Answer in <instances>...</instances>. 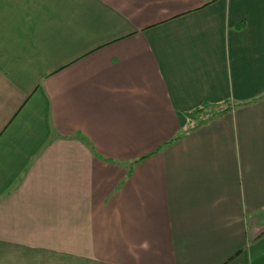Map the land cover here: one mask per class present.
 Wrapping results in <instances>:
<instances>
[{"label": "crops", "instance_id": "0c3cea01", "mask_svg": "<svg viewBox=\"0 0 264 264\" xmlns=\"http://www.w3.org/2000/svg\"><path fill=\"white\" fill-rule=\"evenodd\" d=\"M0 264H264V0H0Z\"/></svg>", "mask_w": 264, "mask_h": 264}, {"label": "trees", "instance_id": "16d2710c", "mask_svg": "<svg viewBox=\"0 0 264 264\" xmlns=\"http://www.w3.org/2000/svg\"><path fill=\"white\" fill-rule=\"evenodd\" d=\"M232 110L231 104L220 105L204 104L200 108L187 114L191 130L199 129L216 118H219Z\"/></svg>", "mask_w": 264, "mask_h": 264}]
</instances>
